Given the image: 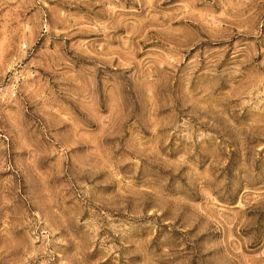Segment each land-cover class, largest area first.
Segmentation results:
<instances>
[{"label": "rangeland", "instance_id": "rangeland-1", "mask_svg": "<svg viewBox=\"0 0 264 264\" xmlns=\"http://www.w3.org/2000/svg\"><path fill=\"white\" fill-rule=\"evenodd\" d=\"M0 264H264V0H0Z\"/></svg>", "mask_w": 264, "mask_h": 264}]
</instances>
